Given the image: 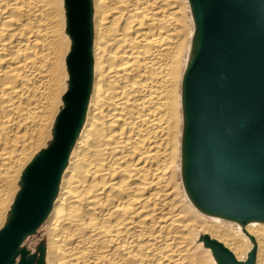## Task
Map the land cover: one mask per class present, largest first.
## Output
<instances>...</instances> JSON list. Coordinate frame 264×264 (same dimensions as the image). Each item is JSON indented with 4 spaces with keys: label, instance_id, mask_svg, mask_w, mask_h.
Returning <instances> with one entry per match:
<instances>
[{
    "label": "bare ground",
    "instance_id": "bare-ground-1",
    "mask_svg": "<svg viewBox=\"0 0 264 264\" xmlns=\"http://www.w3.org/2000/svg\"><path fill=\"white\" fill-rule=\"evenodd\" d=\"M196 46L190 0H0V231L25 177L69 143L27 257L264 264V221L209 212L185 181Z\"/></svg>",
    "mask_w": 264,
    "mask_h": 264
},
{
    "label": "water",
    "instance_id": "water-1",
    "mask_svg": "<svg viewBox=\"0 0 264 264\" xmlns=\"http://www.w3.org/2000/svg\"><path fill=\"white\" fill-rule=\"evenodd\" d=\"M190 2L197 46L183 80L187 187L209 212L264 221V0ZM68 145L25 177L0 231V264L19 253L18 264H40L19 245L49 208Z\"/></svg>",
    "mask_w": 264,
    "mask_h": 264
},
{
    "label": "rangeland",
    "instance_id": "rangeland-1",
    "mask_svg": "<svg viewBox=\"0 0 264 264\" xmlns=\"http://www.w3.org/2000/svg\"><path fill=\"white\" fill-rule=\"evenodd\" d=\"M26 243H24L21 247H19L20 249H24L26 250L27 253H29L31 251L30 254L28 255H32L34 256V259L37 258L39 256V252H40V249L38 247H40V244H36L34 248L30 247L27 245ZM27 248V249H26ZM37 249V250H36ZM20 258H21V254H17L16 257H15V260H14V264H18V262L20 261Z\"/></svg>",
    "mask_w": 264,
    "mask_h": 264
}]
</instances>
